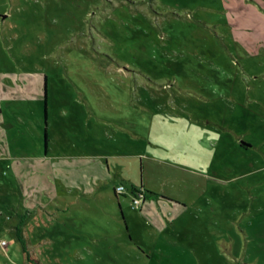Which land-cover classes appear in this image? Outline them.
Masks as SVG:
<instances>
[{
    "label": "rangeland",
    "instance_id": "374dc122",
    "mask_svg": "<svg viewBox=\"0 0 264 264\" xmlns=\"http://www.w3.org/2000/svg\"><path fill=\"white\" fill-rule=\"evenodd\" d=\"M15 77L0 209L37 191L40 128L55 150L120 152L116 179L180 200L127 203L126 254L82 249L89 218L38 212L22 235L3 208L0 264H264V0H0V82Z\"/></svg>",
    "mask_w": 264,
    "mask_h": 264
},
{
    "label": "crops",
    "instance_id": "0c3cea01",
    "mask_svg": "<svg viewBox=\"0 0 264 264\" xmlns=\"http://www.w3.org/2000/svg\"><path fill=\"white\" fill-rule=\"evenodd\" d=\"M44 82L45 86L46 80ZM26 85L24 80L18 79L17 77L12 80H2L0 82V106L5 104L13 108V103L18 101V98H22L28 94ZM38 88L39 84L34 87L32 97L45 96L46 98V92L41 95L38 92ZM101 120L105 123L104 120L106 119L101 118ZM5 123H9L8 125L12 129L16 125L11 118L10 120H5ZM35 132L37 136L32 144L35 146V149L30 155H26V157H30L41 168H38L37 165L34 166L38 172L33 173V176L38 178L32 185L37 191L33 193V196L26 203H21V205L19 201L17 203L13 202L15 200L13 198L14 195H11L12 201L10 200V202L4 204L5 207L3 206L4 209L18 216V223L14 226L18 225L23 235L24 226L38 212L47 216V219L52 220L57 216L61 218V221H65L66 223L73 221V226L75 227H77V224L80 225L83 222V217L89 218L90 220H86L90 222L87 228L88 233L86 234V238H73L74 241L82 245V249L89 248L91 250L94 247L98 253L114 252L116 254L119 251L126 254L129 244H127L128 240L124 234L125 229H122L121 223L127 226L129 221V227L135 226L134 230L138 226L136 224L137 220H134L135 222L132 221V214L135 213L132 211L130 215V212L126 211L125 206L127 203H129V206L132 205L134 195L132 191L133 186L141 188L143 185L150 190L149 183H137L133 180L128 182L126 178L124 179L123 177L121 179L119 176L118 179L115 178L119 170L116 166V161L118 160L113 161L112 158H120V152H108L106 150L87 151L89 149L78 148V146H75L74 150H69L68 146L63 147V145L59 150H55L58 143L52 140L48 129L44 131V140L41 136V128ZM2 157L7 159L9 154L3 155ZM11 158H13V155H11ZM51 161L56 164L53 167L55 168L53 174L48 172V166ZM118 165L122 169L123 165ZM149 166L151 165H148V168ZM43 168H46V171H40ZM151 172L155 173V171ZM121 182L125 183L129 188L124 194H118L115 191L116 185ZM36 193L40 197L35 196ZM156 193L168 196L169 198L155 197V195L150 194L145 198L143 206L141 207L142 209L137 210V208L130 206L131 209L137 210L136 213L145 211L147 205L146 200L149 198L175 202H179L180 200L172 194L174 191L168 193L164 190H159ZM3 208L0 209V214L3 212ZM76 211H79V217ZM101 217L108 219L105 222H101ZM12 218L13 216L10 217V219ZM77 218L80 220H76ZM104 223L110 225V231L105 232L101 229L100 225ZM89 244L91 245L89 246ZM137 244L138 253H140L138 256L140 257L141 254L146 252V249L141 243Z\"/></svg>",
    "mask_w": 264,
    "mask_h": 264
},
{
    "label": "built area",
    "instance_id": "2783aa9c",
    "mask_svg": "<svg viewBox=\"0 0 264 264\" xmlns=\"http://www.w3.org/2000/svg\"><path fill=\"white\" fill-rule=\"evenodd\" d=\"M116 190L119 193H126L128 191V188L124 183H119L116 186ZM144 200H145V197H144V194L142 192L134 194L133 199H132V206L134 208H140L142 206Z\"/></svg>",
    "mask_w": 264,
    "mask_h": 264
},
{
    "label": "trees",
    "instance_id": "16d2710c",
    "mask_svg": "<svg viewBox=\"0 0 264 264\" xmlns=\"http://www.w3.org/2000/svg\"><path fill=\"white\" fill-rule=\"evenodd\" d=\"M46 138H47V132H46ZM121 183H122V182H121ZM124 184H125V183H124ZM125 185H126V184H125ZM116 186H117V185H116ZM126 186H127V185H126ZM127 188H128V186H127ZM128 190H129V188H128ZM115 191H116L118 194H124V193H119V192L116 190V187H115ZM132 191H133L134 194H137V193H139V192H142V193L144 194V197H145V198L148 197V195L152 194V195H155V197H163V198H167V199H168L167 196L162 195V194H158V193H156V192H153V191H151V190L145 188L143 185H142L141 188H138V187L133 186V187H132Z\"/></svg>",
    "mask_w": 264,
    "mask_h": 264
}]
</instances>
